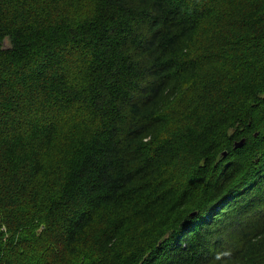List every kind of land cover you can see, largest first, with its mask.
<instances>
[{
    "label": "trees",
    "instance_id": "1",
    "mask_svg": "<svg viewBox=\"0 0 264 264\" xmlns=\"http://www.w3.org/2000/svg\"><path fill=\"white\" fill-rule=\"evenodd\" d=\"M201 2L0 0V264H264V9Z\"/></svg>",
    "mask_w": 264,
    "mask_h": 264
},
{
    "label": "snow or ice",
    "instance_id": "2",
    "mask_svg": "<svg viewBox=\"0 0 264 264\" xmlns=\"http://www.w3.org/2000/svg\"><path fill=\"white\" fill-rule=\"evenodd\" d=\"M228 0H202L201 2V8L203 9L204 12L210 11L213 7L216 6L217 3L220 4H225L227 3ZM247 3L252 4V5H258L261 9H264V0H246ZM197 14H203V13H197ZM261 16L264 17V11L261 12ZM189 38H191L190 34H189ZM262 64H264V61H262ZM264 71V70H262ZM191 74V73H189ZM254 163L256 165H259L261 167H264V156L261 157H257L254 161ZM232 180L231 175H228L226 179L223 180V183H221L218 187L217 190H219V188H223L225 184H228V182ZM242 182V181H235L234 183H236L237 185ZM232 185L229 184V188H231ZM228 189H225V191H227ZM101 199H106V197H100ZM89 203L93 204L94 207H99L98 202L94 201V200H90ZM261 247L262 249H264V241L261 242ZM236 251L233 250V255H236ZM145 264H150L149 258L145 257Z\"/></svg>",
    "mask_w": 264,
    "mask_h": 264
},
{
    "label": "rangeland",
    "instance_id": "3",
    "mask_svg": "<svg viewBox=\"0 0 264 264\" xmlns=\"http://www.w3.org/2000/svg\"><path fill=\"white\" fill-rule=\"evenodd\" d=\"M218 20H220V21H222V22L224 21V19H223L222 17H220ZM217 25H218V23H217ZM209 26H210L211 28H216V20H215V19H212V20L209 22ZM218 31H220V29H218ZM209 56H210V55L207 54V56H206V59H207V60H209ZM187 102H189V101L183 100V101H181V104H182V103H187ZM193 103L196 104L195 101H193ZM196 105H197V107H199V104H198V103H197ZM198 109H199V108H198ZM174 112H176V111L173 110V113H174ZM174 115H175V114H174ZM177 117H179V119L183 120V117H180L179 115H178Z\"/></svg>",
    "mask_w": 264,
    "mask_h": 264
},
{
    "label": "bare ground",
    "instance_id": "4",
    "mask_svg": "<svg viewBox=\"0 0 264 264\" xmlns=\"http://www.w3.org/2000/svg\"><path fill=\"white\" fill-rule=\"evenodd\" d=\"M59 177V176H58ZM58 181V180H57Z\"/></svg>",
    "mask_w": 264,
    "mask_h": 264
}]
</instances>
